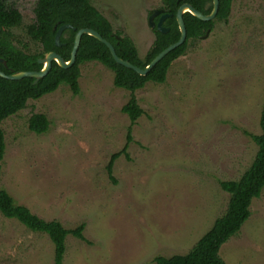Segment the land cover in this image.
<instances>
[{
    "label": "rangeland",
    "instance_id": "374dc122",
    "mask_svg": "<svg viewBox=\"0 0 264 264\" xmlns=\"http://www.w3.org/2000/svg\"><path fill=\"white\" fill-rule=\"evenodd\" d=\"M164 0H92L129 37L143 59L155 40L148 19ZM21 12L16 46L41 47L25 28L37 0H8ZM97 62L81 66L80 92L62 85L5 119L0 190L46 221L66 229L85 225L84 240L69 236L64 264H155L185 255L226 212L220 182L238 180L252 164L264 105V0H233L227 21L190 41L166 82L136 91L143 110L127 155L107 173L127 143L131 124L122 107L131 93L114 86ZM35 114L46 133L29 127ZM241 231L220 249L227 264H264V189ZM0 264H54V245L0 213Z\"/></svg>",
    "mask_w": 264,
    "mask_h": 264
},
{
    "label": "trees",
    "instance_id": "16d2710c",
    "mask_svg": "<svg viewBox=\"0 0 264 264\" xmlns=\"http://www.w3.org/2000/svg\"><path fill=\"white\" fill-rule=\"evenodd\" d=\"M91 1L37 0L34 10L35 22L25 28V34L32 43L41 47V50L30 54L27 46L22 48L16 46L18 40L14 30L23 27L21 12L8 0H0V59L5 60L7 66L6 68L0 63V71L7 75L40 71L43 66L38 61L51 52L69 61L76 33L85 28L98 32L110 42L121 59L145 69L161 52L179 41L181 34L176 17L182 4H190L205 15H209L213 10L212 0H164L161 9L165 14L171 15L163 24L168 31L162 33L155 27L153 45L142 59L134 42L120 32H115L109 20L92 5ZM219 1L218 14L212 21L204 22L190 13L184 14L183 19L187 29L186 42L169 53L146 76H141L116 63L105 44L85 34L77 52L76 62L72 67L64 69L53 62L50 72L37 84H34L33 78L8 80L0 77V179L6 150L2 122L24 110L29 101L39 100L55 92L62 85L68 86L74 95H78L81 66L89 62H97L114 74L115 87L131 93L130 99L121 109L131 122L127 133V143L120 152L111 156L107 166V173L115 182L114 163L122 155H127L128 145L132 141V128L143 115V110L135 96L136 91L144 88L149 82L165 83L173 61L186 55L190 41L198 40L207 32L213 31L216 21L228 20L233 0ZM63 25H71L75 30L66 29L60 38L61 46H57L56 34ZM49 125V120L43 114H35L29 120L30 129L37 134L46 133ZM260 129L259 135L248 134L258 148L250 167L238 180L220 182L221 189L230 196L224 215L215 220L212 227L187 254L168 258L156 257L153 260L155 264H227L219 255L220 249L241 231L251 216L250 208L253 200L259 198L264 189V105L261 111ZM0 213L7 219L17 220L31 232L46 235L54 245V264H64L66 241L69 236L84 240V224L68 230L59 221H46L33 214L27 207L18 204L5 190H0Z\"/></svg>",
    "mask_w": 264,
    "mask_h": 264
},
{
    "label": "water",
    "instance_id": "95a60500",
    "mask_svg": "<svg viewBox=\"0 0 264 264\" xmlns=\"http://www.w3.org/2000/svg\"><path fill=\"white\" fill-rule=\"evenodd\" d=\"M212 1H213V10L209 15H205V14L197 11L192 5L187 4V3L182 4L180 6V8L177 12V17H176L178 25H179V29H180V34H181L179 41L176 42L175 44L169 46L163 52H161L145 69H141L137 66H134L130 62L121 59L117 55L114 46L110 42H108L106 39H104L98 32L85 28V29L79 30L76 33L75 42H74V46H73V49L71 52V58L69 61H65L59 54H57L55 52H51V53L46 54L42 59H40L38 61L39 64H41L43 66L40 71L17 72V73H13L11 75H7L4 72L0 71V77L8 79V80H22L24 78H33L34 84H37L40 79L47 76V74L50 72V70L52 69L53 62H56L59 67L64 68V69H68V68L72 67L76 62L77 52L79 50L82 37L85 34L90 35V36L96 38L99 42L105 44L107 46V48L110 50V53H111L113 59L116 61V63H118L119 65H122L125 68H128V69L135 71L137 74H139L141 76H146L169 53H171L176 48L180 47L181 45H183L186 42V40H187V29H186L185 22L183 19L185 13H190L194 17H196L199 20L204 21V22H209V21H212L216 18L218 11H219L220 1L219 0H212ZM161 13H163V11L155 10L149 18V25L152 28L157 27V29L162 33H166L168 31V29L164 28L163 24H164V21L171 15H166V14L161 15L158 23L156 24L154 20ZM66 29L75 30V28H73V26H71V25L61 26L59 28V30L56 34V38H55V44L57 46H61L60 38ZM209 33H210V31L207 32V34L205 36H203L202 38H206L209 35ZM0 63L4 64L5 67L7 68L5 60L0 59Z\"/></svg>",
    "mask_w": 264,
    "mask_h": 264
},
{
    "label": "flooded vegetation",
    "instance_id": "af4514ba",
    "mask_svg": "<svg viewBox=\"0 0 264 264\" xmlns=\"http://www.w3.org/2000/svg\"><path fill=\"white\" fill-rule=\"evenodd\" d=\"M184 4H186V3H184ZM159 10L163 11V13H161L160 15H158V17L155 18L154 21H155L156 24L158 23V21H159L161 15L165 14L163 9H159ZM152 14H153V12H152ZM166 15H168V14H166ZM169 17H171V16H169ZM169 17H168V18H169ZM149 18H150V16H149ZM215 19H216V18H215ZM164 22H165V21H164ZM148 23H149V19H148ZM149 26H150V25H149ZM150 27H151V26H150ZM151 28H152V27H151ZM154 29H155V28H152V30H154Z\"/></svg>",
    "mask_w": 264,
    "mask_h": 264
}]
</instances>
